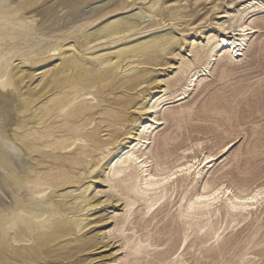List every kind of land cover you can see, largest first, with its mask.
<instances>
[{"label":"bare ground","instance_id":"6f19581e","mask_svg":"<svg viewBox=\"0 0 264 264\" xmlns=\"http://www.w3.org/2000/svg\"><path fill=\"white\" fill-rule=\"evenodd\" d=\"M89 1L0 0V264H64L74 259L98 264L100 245L114 240L133 255L134 262L128 264H142L144 256L159 251L161 245L149 227L144 235H128L125 223L131 220L121 223L118 216L113 218L114 229L99 238L86 234L99 223L95 214L89 215L96 208L87 195L91 183L84 187L95 175L123 202L127 214L137 205L150 212L181 188L176 219L184 240L193 236L187 252L213 242L206 252L212 261L224 262L239 239L221 242L219 222L211 225V219L221 212L231 223L257 217L264 211V187L253 183L250 160L245 167L237 164L238 174L228 170L221 179L216 175L225 167L215 168L217 154L189 160L190 150H185L173 161L177 138L163 133L157 144L158 130L168 122L165 107L199 88L216 62L228 65L246 56L259 29L252 17L264 14V0H239L247 5L216 18L227 20L216 24L219 33L205 34L200 43L198 17L211 0H192L189 7V0H116L55 41L32 42L31 37L62 11L76 12ZM136 5L144 8L138 18L101 23ZM219 10L215 5L210 13ZM145 18L151 19L149 25H143ZM99 23L94 32H86ZM167 26L183 38L165 31L145 42L118 45ZM192 32V38L184 35ZM114 44L118 49H105ZM184 45L187 58L176 53ZM170 58L180 59L176 75L164 81L165 90L147 100L156 68L166 66ZM37 72L41 77L35 85ZM13 97L20 105L10 134L6 110ZM179 113L192 116L183 108ZM74 188L81 192L74 197L76 207H71ZM253 242L240 241L243 247ZM202 254L195 257L196 264H207L200 262ZM247 257L243 254L234 264L246 263ZM172 262L188 264L181 255Z\"/></svg>","mask_w":264,"mask_h":264},{"label":"rangeland","instance_id":"374dc122","mask_svg":"<svg viewBox=\"0 0 264 264\" xmlns=\"http://www.w3.org/2000/svg\"><path fill=\"white\" fill-rule=\"evenodd\" d=\"M115 1L90 0L76 12L62 11L58 18L48 22L41 31L31 37V40L35 44L40 43L42 45L55 41L56 38L67 35L70 29L83 23L85 19H88ZM191 1L189 0L186 3L187 7L190 6ZM215 5L220 7L216 15L212 12L210 13ZM245 5L247 4H243L239 0H211L205 3L201 7L203 10L198 17L199 20H202L198 22L201 23V30L199 29V31L203 33L198 34L196 38L197 42L204 41L205 34L219 33L216 24L227 19L220 21V19L216 18L225 13L233 14ZM141 10L144 12V8L141 5H136L123 15L106 18L101 23L104 24L122 17H132L131 19H135L138 18ZM205 13H209V17L204 18L203 15ZM252 19H256L259 29H257L258 32L252 38V44L246 52V56L241 57L239 62L228 65L224 64L223 61L216 62L211 70V74L206 77V80L199 88L197 87L196 90L192 89L185 100L180 102L174 101L172 104L166 106L165 108L168 109L165 116L168 122L158 130L160 133L157 137V144L163 133L177 138L174 144L175 153L172 157L173 161H176L185 150H190V154L188 155L189 160L194 157L197 160L202 159L204 155L210 153L217 154L218 159H220L217 163H213L217 164L215 168L225 167L217 173L216 176L219 179L228 170H232L235 174H238L236 169L237 164L245 167L246 162L250 160L252 163L251 169L255 176L252 178L253 183L256 182V185L264 187V14L255 15ZM101 23L88 28L86 32H94ZM150 23V18H145L143 21V25H149ZM165 31H173L178 39L183 38L182 33L173 29L172 26H167L166 28L155 29L153 32L141 33L138 36L132 34L135 36L134 38L132 37L133 39L128 38V42L124 40L117 44L121 45L126 42L129 46L145 42L152 35L164 34L166 33ZM193 34L194 32L185 33L184 35H189L192 38ZM117 44L109 45L105 49L114 51L118 49ZM118 47L122 48L123 46ZM188 51L189 49H185L184 45L183 49L177 50L176 53H181L182 56L187 58L190 56ZM106 52H110V50H106ZM179 61V58H170L169 61H166V66L156 68L158 70L153 76L155 83L151 85L150 92L148 93L150 97L147 100L152 96L159 95L156 91L166 89L164 81L176 75ZM169 67L172 68L169 69ZM40 73L37 72L35 74L37 77L32 81L35 85L38 83L37 79L41 77ZM159 82L163 83L159 85ZM184 83L185 80H183L181 85ZM181 85L177 86V88L179 89ZM15 101L16 97H13L10 102L11 104L9 103L6 110L8 112L9 125L12 124L11 120L14 117V112H16V108L20 105ZM182 108L191 111L192 118L180 114L179 111ZM161 116H163L162 113L158 117L161 119ZM174 116L176 120L173 119ZM147 117L140 116L139 118L147 119ZM11 127L10 125L8 130L10 134H13ZM223 181L226 180L223 179ZM90 183L92 188L87 195L92 198V205L96 208L89 215L95 214L94 218L96 217V221L99 223L94 229L85 231L86 234H96V238H99L98 235L100 233L113 230L116 224V221L113 219L115 216L121 217V223L127 219L131 220V223H125L128 235H132V232H136L138 236L144 235L146 234L145 227H149L155 234L157 244L160 243L161 247L159 251L153 252L149 256H144V259L141 261L142 264H174L172 261L179 255L188 260V264H196L195 257L200 256L202 252L201 263L224 264L225 262L227 264H234L245 253L248 254V260L244 264L264 263V211L258 213L257 217L251 216L245 222L231 223L229 218H226L224 212L211 219V225L212 223L219 222L217 228H219L218 233L221 236V242L239 239L233 246L235 249L226 253L224 262L220 263L219 261H212L209 257L211 253L208 254L206 252L213 242L190 248L189 253L187 252L188 244L193 240V236L188 241H185L182 225L176 219L177 210L184 195L181 188L173 190L169 199L162 206H156L150 212L145 207L137 205L134 208V213L127 214L128 212H126L123 202L117 200L108 185L102 183L98 175L84 181V187L86 188ZM227 184L229 185L230 183L228 182ZM75 189L70 191H74ZM80 192L76 191L69 198L71 207H76L78 200L74 197L80 194ZM75 215H78L77 210H75ZM69 217L75 216L71 214ZM189 233L192 232L190 231ZM247 239L254 242L247 247H243L244 245L240 241H246ZM117 241H105L100 245V247L103 246V249L100 250L103 253L101 254L102 258L98 260V264H128L134 262L133 255L124 249L122 250L121 244L115 243ZM198 249H202V251H198ZM165 251L169 253L164 257L161 256ZM64 264L79 263H77V259H74L70 262H64Z\"/></svg>","mask_w":264,"mask_h":264}]
</instances>
